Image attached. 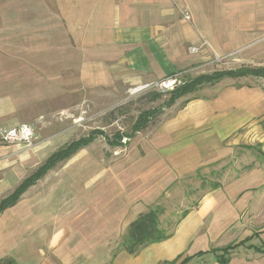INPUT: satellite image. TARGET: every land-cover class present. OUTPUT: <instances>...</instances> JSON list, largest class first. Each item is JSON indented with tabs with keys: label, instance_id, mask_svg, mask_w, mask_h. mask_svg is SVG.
<instances>
[{
	"label": "crops",
	"instance_id": "crops-1",
	"mask_svg": "<svg viewBox=\"0 0 264 264\" xmlns=\"http://www.w3.org/2000/svg\"><path fill=\"white\" fill-rule=\"evenodd\" d=\"M188 45L226 56L235 52L242 61H264V0H0V123L34 125L40 113L67 108L68 97L76 93L172 76L197 61ZM197 108L207 110L206 119L191 114ZM263 113L261 89L229 87L168 119L153 137L155 150L129 167L128 162L123 171L116 166L111 177H120V184L105 189L100 178L93 194L86 175L80 184L69 177L86 147L81 148L0 214V264L98 260L119 246L129 224L145 212L135 201H152L178 174L230 155L225 141ZM188 125H202L200 134L179 139L178 131ZM207 139L213 146L202 145ZM43 143H0V201L45 163L49 155ZM96 170L100 177L103 169ZM231 185L236 192L230 198L219 194L228 187L222 181L182 219L177 231L191 216L196 224L172 257L186 250L194 256L188 263L205 257L208 264H220L222 251L215 249L253 236L230 251L227 264H264V223L240 240L234 235L237 229L247 230L246 218L264 215V205L259 207L264 196L254 198L264 189V169L253 167ZM90 212L100 215L89 217ZM190 239L195 240L189 248Z\"/></svg>",
	"mask_w": 264,
	"mask_h": 264
},
{
	"label": "rangeland",
	"instance_id": "rangeland-1",
	"mask_svg": "<svg viewBox=\"0 0 264 264\" xmlns=\"http://www.w3.org/2000/svg\"><path fill=\"white\" fill-rule=\"evenodd\" d=\"M191 46L195 45H188L187 50L190 54ZM192 55L197 56V61L172 75V78L175 79L173 88L162 89L155 84L140 89L138 87L143 84L118 85L95 92L89 90L85 94L76 93L69 96L70 101L68 102L69 105H66L67 108L62 110L55 108L54 111L40 113L34 122L37 133L35 144L44 141V153L50 156L74 140L93 137V142L82 151V158L80 157L70 169L69 176L72 184H80V178L86 175L88 188L93 194L101 182L100 178H103L105 189L112 188L113 184H120V177L119 181L111 177V173L116 172L113 170L116 166L119 167V171H123V167L128 162L129 167L132 165V161L147 158L149 153L155 150L153 137L168 119L175 117V115H184L187 109L201 101L205 102L209 98L220 95L223 90L229 87L234 89L256 87L264 93V78H224L217 82L205 83L195 92L181 97L174 105L169 106L167 103L171 92L200 75L213 74L216 71L236 68L244 64L250 66L264 65V61H242L239 60V56L235 52L226 56L210 47H203L198 53H192ZM60 106L62 105L58 102L55 107L59 108ZM206 112V109L197 108L192 110L191 114L201 116V120H204L206 119ZM142 118L147 119L149 123L141 131L135 132V128ZM0 125L5 126L2 123ZM201 128L202 125L198 128H195L194 125H188L180 129L177 135L179 139L198 136ZM120 135L124 136L121 141L123 144L112 146L109 142ZM132 135L133 137L129 138ZM225 142L232 149L230 155L204 164L183 175L178 174V178L172 183H168L167 188L157 194L152 201L141 199V201H135L137 205L142 204L145 211H148L152 206H160L162 209L160 219L163 227L173 232L172 238L155 245H149L135 255H130L126 251L116 248L114 244V249L112 250L110 247L109 252L100 255L98 260L94 257L81 258L75 264H171L178 256L172 257V253L188 239L191 235L189 230L196 224L195 215L191 216L177 231L183 213L185 211L191 213L196 207L198 208L205 196L222 187V181H225L228 187L220 190L222 192L219 194L227 195L230 198V195L236 192V190L231 189L233 180L241 175L245 176L253 167L259 166L264 169V157L259 152L260 150L264 151V113L255 121H249L237 129ZM203 144L206 147L208 144L213 146L214 142L207 139ZM133 150L134 153H132ZM97 167L98 170L103 169V174L100 177H97ZM217 183L221 185L213 189L212 187ZM255 195L254 198L264 196V189L258 190ZM263 205L264 203L259 207ZM254 207L258 208L257 205ZM255 211L254 209L253 212ZM129 213L128 218L132 216V213ZM99 215L100 213L93 215L90 212L89 217L97 218ZM246 215L244 214L241 219L245 218ZM263 221V214L260 212L254 214L249 219H245V226H247L249 233L247 230L237 229L234 235L236 237L240 235V240L253 231H258L264 223ZM207 226L208 221L205 220L199 228L204 230ZM194 240H189L187 244L189 248ZM121 242L122 235L119 244ZM253 242L257 243L256 238ZM189 255L191 253L185 250L174 264H179ZM207 260L205 257H199L186 264H208Z\"/></svg>",
	"mask_w": 264,
	"mask_h": 264
},
{
	"label": "trees",
	"instance_id": "trees-1",
	"mask_svg": "<svg viewBox=\"0 0 264 264\" xmlns=\"http://www.w3.org/2000/svg\"><path fill=\"white\" fill-rule=\"evenodd\" d=\"M242 77H256L264 78V65H241L240 67L230 68L227 70L216 71L213 74H204L196 77L191 82H186L171 92V96L168 100V105H174L178 99L181 97L193 93L198 90L205 83H213L220 81L224 78H242ZM149 121L145 118L140 120V123L137 124L135 132L141 131L147 126ZM124 136L120 135L115 137L109 143L112 146L122 145ZM129 136V138H132ZM93 137L80 138L70 142L64 147L58 149L56 152L52 153L45 163H43L34 173H32L28 178H26L21 185H19L16 190L7 196L6 198L0 201V214L8 207L14 205L21 197V195L33 184H35L39 179L43 178L51 169H53L60 162L70 158L81 148L87 147L93 142ZM260 155L264 157V151L260 150ZM212 188H217V183L214 184ZM162 209L160 206H152L148 211L140 213L136 219H134L128 226L127 232L122 237V242L119 244L118 249L126 251L130 255L138 254L143 248L148 247L154 243L163 242L173 236V232L168 228L163 227L160 215ZM188 211L183 213L182 219L186 217ZM181 219V220H182ZM258 234V233H257ZM250 236L240 241L238 244H231L221 249H215V251L222 253L217 254V261L220 264H227L228 254L232 249L240 244H244ZM198 256L202 255V252L196 254ZM181 256H178L174 259L171 264H174L176 260L180 259ZM194 256L185 257L179 264L188 263Z\"/></svg>",
	"mask_w": 264,
	"mask_h": 264
},
{
	"label": "built area",
	"instance_id": "built-area-1",
	"mask_svg": "<svg viewBox=\"0 0 264 264\" xmlns=\"http://www.w3.org/2000/svg\"><path fill=\"white\" fill-rule=\"evenodd\" d=\"M181 12L183 13L185 19H191V15L186 10L181 8ZM200 49L201 47L199 46H191L190 52L198 53ZM153 84L159 86L162 89H169L174 87L175 79L172 78V76H169L162 79L161 81L145 83L140 85L138 88H146L152 86ZM36 138L37 133L33 124L19 123L10 127L0 125V143H22L28 146H34Z\"/></svg>",
	"mask_w": 264,
	"mask_h": 264
}]
</instances>
